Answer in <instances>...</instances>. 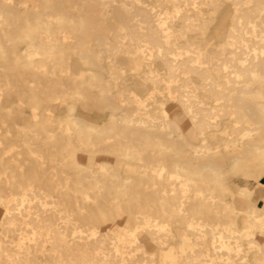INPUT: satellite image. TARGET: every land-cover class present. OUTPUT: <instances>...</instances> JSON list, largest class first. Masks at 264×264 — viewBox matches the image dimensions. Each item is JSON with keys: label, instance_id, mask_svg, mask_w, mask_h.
<instances>
[{"label": "bare ground", "instance_id": "1", "mask_svg": "<svg viewBox=\"0 0 264 264\" xmlns=\"http://www.w3.org/2000/svg\"><path fill=\"white\" fill-rule=\"evenodd\" d=\"M0 123V264H264V0H0Z\"/></svg>", "mask_w": 264, "mask_h": 264}, {"label": "rangeland", "instance_id": "2", "mask_svg": "<svg viewBox=\"0 0 264 264\" xmlns=\"http://www.w3.org/2000/svg\"><path fill=\"white\" fill-rule=\"evenodd\" d=\"M124 66V69L126 70L127 69V65H123ZM84 67L83 66H79L77 68H75L74 72L79 74L80 73V70L83 69ZM78 76V75H77ZM27 79L30 81V85L31 84H34V82L32 81V78L30 76L27 77ZM32 81V82H31ZM68 86H72L70 84H67ZM147 91H144V92H141V96H143ZM14 101L17 100L16 97L13 98ZM58 102L59 101H53L51 104H53V106H56L57 108L55 109V113L56 115H58V117H65L68 115V112L63 109L64 107L63 106H59L58 105ZM155 108L153 107V111L151 112L152 114L155 115V112L156 110H154ZM26 114L30 115L31 114V111L29 108L26 109ZM41 115H40V120L41 122L44 121L45 117H44V111L41 110L40 111ZM128 115H133L135 114V106H133V108L129 109L128 111ZM60 114V115H59ZM100 125L99 126H102L104 123L103 121H100L99 122ZM33 124V121H20L19 125L21 126H30ZM57 126H58V120H55L51 125L48 126V128L52 131H57ZM11 132H7V128H5L1 123H0V139H3V138H9V142H6L2 145V147L4 148H7L6 151H4L3 153L0 151V156H3L4 157V162L7 164L8 162H10V159L13 157L15 159H18V161L22 164V167L23 169H25V172L26 171H31L32 169H34L36 166H35V162L34 161H30L28 158H27V155H25L23 152H22V149L21 147L13 144V139H12V134L16 131L17 128H14L15 126L11 125ZM11 137V138H10ZM12 139V140H11ZM153 140H156V139H153ZM14 146V147H13ZM1 147V148H2ZM9 149H12L11 151ZM2 150V149H0ZM98 149V151L96 153H91V152H85V153H79L78 156H79V161L80 163L82 164L81 168H84V171H90V172H99L100 169L98 168L101 164H104L105 160H108V158L104 155V153ZM59 162L56 163H52L53 165H55L54 167L51 166V163L48 162V160L45 159V165H44V169L47 173H53L54 171H56L58 174V176H56V178L60 179V180H63L65 178H69V180H76L77 177L76 175L74 174V171L73 169H69V168H62V166L60 164H58ZM38 169V168H37ZM39 170V169H38ZM116 170V169H115ZM120 172V171H118ZM122 173V172H120ZM126 174H122V176ZM98 180H102L103 177L100 176V175H96V177H94ZM15 179H21L20 176H17ZM234 180H243L245 183H250L251 185H258L260 187H264V175L261 176L259 182L255 181V180H248L246 178H243V177H240V178H233ZM71 180V181H72ZM71 187H75L74 184H71L70 185ZM145 194H148L147 191L145 192ZM226 201H232V198L231 196L229 195H226L225 198H224ZM260 207L261 209L264 208V203L263 202H260ZM137 214L133 217V223H136L138 221V219L136 218ZM249 223L248 221V218L245 214H241L239 216L236 217V227L241 229L243 228L245 225H247ZM177 224V223H176ZM179 226V225H178ZM192 237V236H191ZM253 239L258 241V242H263L264 241V234H261L259 232H255L254 236H253ZM140 241H141V244H143L144 246V249L147 253H152L154 255V258L156 259V262L158 263V259H159V252H160V249L153 243L151 242L150 240H148L147 236L145 233H141L140 234ZM247 243L244 242V245H243V249L247 248ZM255 253H256V250L253 249L251 252H250V260L252 261L254 259V256H255Z\"/></svg>", "mask_w": 264, "mask_h": 264}, {"label": "crops", "instance_id": "3", "mask_svg": "<svg viewBox=\"0 0 264 264\" xmlns=\"http://www.w3.org/2000/svg\"><path fill=\"white\" fill-rule=\"evenodd\" d=\"M232 184H233V187H235V189H236V188H239L240 186L246 185L247 183H245L243 180H240V181L239 180H234ZM257 189H258V191L254 195L256 197V200L258 201V206L260 207V202L264 203V187H260L259 186ZM236 206L240 210L244 211V210L249 209L250 204L247 201L240 200V202H238L236 204Z\"/></svg>", "mask_w": 264, "mask_h": 264}]
</instances>
